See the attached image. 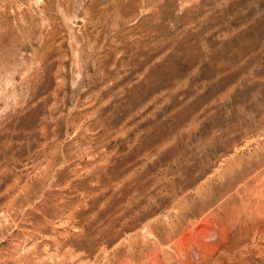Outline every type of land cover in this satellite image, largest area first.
Here are the masks:
<instances>
[{
	"label": "rangeland",
	"instance_id": "obj_1",
	"mask_svg": "<svg viewBox=\"0 0 264 264\" xmlns=\"http://www.w3.org/2000/svg\"><path fill=\"white\" fill-rule=\"evenodd\" d=\"M0 264H264V0H0Z\"/></svg>",
	"mask_w": 264,
	"mask_h": 264
}]
</instances>
